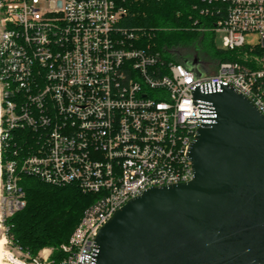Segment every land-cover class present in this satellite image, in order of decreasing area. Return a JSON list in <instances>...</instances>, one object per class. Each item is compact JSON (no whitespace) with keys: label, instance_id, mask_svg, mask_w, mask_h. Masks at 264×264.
<instances>
[{"label":"built area","instance_id":"2783aa9c","mask_svg":"<svg viewBox=\"0 0 264 264\" xmlns=\"http://www.w3.org/2000/svg\"><path fill=\"white\" fill-rule=\"evenodd\" d=\"M124 1L0 0V235L7 242L5 221L24 206L25 177L95 197L63 257L43 249L28 264H93L114 212L192 180L187 151L208 116L196 88L229 86L264 117V0H201L236 59L211 74L198 60V78L140 47L141 34L120 23Z\"/></svg>","mask_w":264,"mask_h":264},{"label":"water","instance_id":"95a60500","mask_svg":"<svg viewBox=\"0 0 264 264\" xmlns=\"http://www.w3.org/2000/svg\"><path fill=\"white\" fill-rule=\"evenodd\" d=\"M198 60L184 62L196 78ZM187 151L192 180L154 187L114 212L93 264H264V117L221 85Z\"/></svg>","mask_w":264,"mask_h":264},{"label":"trees","instance_id":"16d2710c","mask_svg":"<svg viewBox=\"0 0 264 264\" xmlns=\"http://www.w3.org/2000/svg\"><path fill=\"white\" fill-rule=\"evenodd\" d=\"M200 2L125 0L126 13L120 23L141 34L140 47L158 53L162 63H184L185 59L177 60L172 52L189 47L212 62L234 61V52L214 46L210 29L214 18L200 13ZM20 184L24 206L5 221L7 242L26 257L27 264L43 249L52 250V260L61 259L60 246L67 243L83 211L93 204L94 195L75 185L53 187L33 177L21 179Z\"/></svg>","mask_w":264,"mask_h":264},{"label":"rangeland","instance_id":"374dc122","mask_svg":"<svg viewBox=\"0 0 264 264\" xmlns=\"http://www.w3.org/2000/svg\"><path fill=\"white\" fill-rule=\"evenodd\" d=\"M222 38H223V33L221 32L213 33L212 42L217 49L223 50ZM245 40L247 46L253 47L255 44H257V36L254 34L246 35ZM172 53L175 54V56L178 58L177 60L185 59L186 62H190V60L192 61L194 58H196L197 60H199L200 63L201 62L204 63L208 72L213 73V71H215L216 62L209 61L204 55L199 54L196 51L195 47L176 49ZM1 237L2 236L0 235V238ZM4 248L6 252L10 254V256H12L15 260L19 261L20 264H22L25 261L26 257L23 254H21L18 250L13 248L8 242H5ZM2 263L11 264V262L5 257L2 259Z\"/></svg>","mask_w":264,"mask_h":264},{"label":"bare ground","instance_id":"6f19581e","mask_svg":"<svg viewBox=\"0 0 264 264\" xmlns=\"http://www.w3.org/2000/svg\"><path fill=\"white\" fill-rule=\"evenodd\" d=\"M5 239L3 237L0 238V264L2 263V259L5 257L7 258L11 264H20L19 261L15 260L10 254H8L4 248Z\"/></svg>","mask_w":264,"mask_h":264}]
</instances>
